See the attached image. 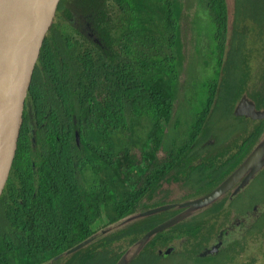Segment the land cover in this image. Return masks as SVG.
Listing matches in <instances>:
<instances>
[{
	"label": "trees",
	"instance_id": "trees-1",
	"mask_svg": "<svg viewBox=\"0 0 264 264\" xmlns=\"http://www.w3.org/2000/svg\"><path fill=\"white\" fill-rule=\"evenodd\" d=\"M196 1L213 15L208 53L214 71L182 137L169 120L184 0H60L45 49L51 65L41 66L12 173L0 264H66L61 258L67 255L68 264H114L133 252L126 264L174 257L185 264H232L249 241L264 237V166L257 173L263 187L254 194L249 183L233 191L237 183L201 206L142 214L183 202L170 191L176 180L204 195L264 142V117L233 112L243 93L241 70L255 77L264 67V0H232L230 11L227 0ZM254 51L262 52L258 62L251 61ZM260 83L257 97L264 103ZM140 119L149 127L133 163L112 135ZM179 214L175 224L142 240ZM247 216L240 235L209 248ZM99 221L104 229L96 237ZM177 241L182 248L164 257L161 251Z\"/></svg>",
	"mask_w": 264,
	"mask_h": 264
},
{
	"label": "water",
	"instance_id": "water-1",
	"mask_svg": "<svg viewBox=\"0 0 264 264\" xmlns=\"http://www.w3.org/2000/svg\"><path fill=\"white\" fill-rule=\"evenodd\" d=\"M37 3L38 0H0V243L3 239L12 173L27 111L41 70L47 42L59 16L60 0H49L45 13L40 18L37 17ZM233 112L235 115L251 119L264 117V110L256 109L254 102L245 95L240 97ZM75 137L78 142L77 132ZM263 152L264 142L223 181L204 195L194 200L150 208L142 214L173 206H201L219 197L238 181L240 184L236 189L240 188L264 165V157L258 160ZM182 217L183 214H179L156 224L142 235V240L175 224ZM92 239L81 241L64 254L75 252ZM174 247L167 246L161 251L162 255L166 257ZM135 255L136 252L128 258L122 255L114 264H126L128 259Z\"/></svg>",
	"mask_w": 264,
	"mask_h": 264
},
{
	"label": "rangeland",
	"instance_id": "rangeland-1",
	"mask_svg": "<svg viewBox=\"0 0 264 264\" xmlns=\"http://www.w3.org/2000/svg\"><path fill=\"white\" fill-rule=\"evenodd\" d=\"M227 5L230 11L232 0H227ZM230 16L231 15H229V17ZM213 24V15L207 7L201 5L196 0H184V5L181 10L180 16V26L178 28L180 35L181 59L180 66L179 63L177 65V57L173 62L177 65L175 69V72L177 74L175 80V82L177 83V88L176 95L173 101L172 115L169 120L171 131L177 133L178 136H184L182 134L186 132L187 126L192 120L190 111H192V109L195 107L193 106V104L195 102L199 104L201 98L205 96L206 93L204 85L211 79V76H213L214 61L208 53V49L213 43ZM253 37V34H251V37L249 38L252 39ZM260 41H264V36L261 40H259V42ZM137 42L139 41L137 40ZM142 44L143 43H141V45ZM255 53L256 51L253 52L251 61L256 62L257 60L258 62V59L260 58V54L262 52L258 51L257 56H254ZM43 63L44 68L48 69V67H50L51 61L48 55L43 59ZM260 70L261 74L254 77L253 74H249L246 70L242 69V81L239 85V89L241 92H243V95L254 102L255 106H257L256 109L262 110V108H264V103L260 100V98L257 97V94L262 87V84L260 82L264 81V67L260 68ZM225 122L227 123V121ZM148 127V125L144 126L143 120L140 119L138 120V122H133L131 130L122 128L118 131H115L114 135H112V138L114 142L119 146V149H123L124 152H129L130 157L131 155H133V163L138 162L137 151L141 148V145L144 142L145 133L148 130ZM135 133H138L139 137L136 136ZM263 157L264 152L261 154L258 160H261ZM258 171L253 175L254 177L252 176L246 182L247 184L249 183L251 185V189L248 190L251 194L256 193L257 189L263 187V181H260L262 177L258 176ZM170 191L172 194L177 196L183 195V202L194 200L203 195L201 194L202 192H200L203 191L201 188L188 187L186 184H181V181L179 180H176L173 182V184H171ZM250 219L251 217L247 216V218L242 221L239 220L237 223L234 222L229 227L227 232L221 233L222 236L220 239L214 238L212 240V242L209 244V248L221 246L222 244L229 242L234 236H237L238 234L240 235L241 224H243L244 222H249ZM118 224L119 223H116L115 225ZM94 227L97 230L96 237H99L104 229L102 227V222H97ZM172 245L175 246L174 248L179 249H181L183 246L182 242L180 241L174 242ZM122 248L124 249L125 246H123ZM67 256L64 257L65 259L61 258V262L63 260L66 264H68V258H66ZM250 258H254V263L252 264L264 263V237L249 241L244 249L243 254L237 257L232 264H243ZM160 264L185 263L183 261L180 262L178 257H174L171 258L170 261H163Z\"/></svg>",
	"mask_w": 264,
	"mask_h": 264
},
{
	"label": "bare ground",
	"instance_id": "bare-ground-1",
	"mask_svg": "<svg viewBox=\"0 0 264 264\" xmlns=\"http://www.w3.org/2000/svg\"><path fill=\"white\" fill-rule=\"evenodd\" d=\"M49 3V0H38L37 3V17H42L43 14L45 13V10L47 8V5ZM41 20V19H39Z\"/></svg>",
	"mask_w": 264,
	"mask_h": 264
},
{
	"label": "flooded vegetation",
	"instance_id": "flooded-vegetation-1",
	"mask_svg": "<svg viewBox=\"0 0 264 264\" xmlns=\"http://www.w3.org/2000/svg\"><path fill=\"white\" fill-rule=\"evenodd\" d=\"M237 183H238V185H239V184H240V181H238ZM237 183H236V184H237ZM236 184H235V185H236ZM238 185H237V186H238ZM237 186H236V187H237ZM232 187H233V186H232ZM232 187H231L230 189H232ZM236 187L233 189V191L236 190ZM240 188H242V186H241ZM240 188H238V189H240ZM238 189H237V190H238ZM227 191H228V190H227ZM217 247H219V246H217ZM210 249L215 250L216 247H211Z\"/></svg>",
	"mask_w": 264,
	"mask_h": 264
},
{
	"label": "crops",
	"instance_id": "crops-1",
	"mask_svg": "<svg viewBox=\"0 0 264 264\" xmlns=\"http://www.w3.org/2000/svg\"><path fill=\"white\" fill-rule=\"evenodd\" d=\"M242 95H243V94H242ZM242 95H241V96H242ZM239 99H240V98H239ZM248 99H249V98H248ZM249 100H250V99H249ZM255 107H256V106H255Z\"/></svg>",
	"mask_w": 264,
	"mask_h": 264
}]
</instances>
